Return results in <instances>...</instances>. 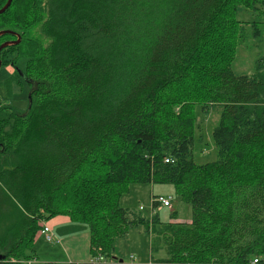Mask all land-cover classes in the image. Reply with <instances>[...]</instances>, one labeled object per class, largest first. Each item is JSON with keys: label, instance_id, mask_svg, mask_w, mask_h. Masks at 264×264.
Returning a JSON list of instances; mask_svg holds the SVG:
<instances>
[{"label": "trees", "instance_id": "obj_1", "mask_svg": "<svg viewBox=\"0 0 264 264\" xmlns=\"http://www.w3.org/2000/svg\"><path fill=\"white\" fill-rule=\"evenodd\" d=\"M258 5L11 0L0 31L21 40L0 51V264L32 258L37 222L56 216L87 225L98 264L136 226L161 263L264 258V69H232L252 25L237 14ZM22 87L30 103L18 112L3 101ZM196 108L218 113L216 159L204 163L193 159ZM142 183L171 184L189 221L121 207Z\"/></svg>", "mask_w": 264, "mask_h": 264}, {"label": "rangeland", "instance_id": "obj_2", "mask_svg": "<svg viewBox=\"0 0 264 264\" xmlns=\"http://www.w3.org/2000/svg\"><path fill=\"white\" fill-rule=\"evenodd\" d=\"M258 7L260 12L253 11L251 13L248 12L250 10H243L237 14V19L252 22L251 26L245 27L244 40L238 46L236 57L232 63L233 71L238 74H249L258 69H264V21L262 20V18H264V7L262 5H258ZM255 29H257V33L253 35V30L255 31ZM8 70L11 71L10 68H8ZM5 76V71L0 72V79ZM27 96V87H22L20 92L14 93L8 100L3 102L6 103L7 106L12 107V109L22 112L26 109L28 104ZM196 114L197 118L194 129L193 159L197 163L215 160L216 149L211 140V130L217 125L218 113L215 112V110L203 113L196 108ZM152 194H160L162 196L169 197L171 207L167 208L158 206L152 210L150 203ZM119 204L121 207L134 210L138 213H142L143 215L150 216L154 212H158L161 220H167L170 213L173 211H176L177 220L189 221L191 217V206L180 200V198L175 194L174 188L171 184H131L129 193L121 197ZM140 207L142 209H139ZM49 220L42 219L37 222V225L39 222H44L49 225ZM38 230L39 225L34 238L36 235H39ZM53 233L54 238L51 241L46 240L48 244L42 243L36 238L38 242L34 241L36 245L34 246L33 243L31 246L33 251H28L33 257L23 260L24 264H43L42 262H46L45 264H53V261H51L53 258L49 257V255H52L57 251L55 248L57 246L55 245V242H58V240L60 242L59 238L61 237L65 239L74 236L77 241V247L80 250L85 248L87 253V247L89 244V234L87 237V225L71 221L66 225L59 223L57 225H53ZM25 253L28 254L27 252ZM59 254L62 259L64 256L62 247L59 248ZM112 257L113 258L108 261L109 264H167L159 261L166 257V253L163 249L151 254L150 237L142 226L130 228L125 237L115 240ZM34 258L38 259L34 260ZM92 258L93 256H91L89 251L86 262L90 261ZM60 260L58 262H60Z\"/></svg>", "mask_w": 264, "mask_h": 264}, {"label": "crops", "instance_id": "obj_3", "mask_svg": "<svg viewBox=\"0 0 264 264\" xmlns=\"http://www.w3.org/2000/svg\"><path fill=\"white\" fill-rule=\"evenodd\" d=\"M152 196H162L160 194H152ZM176 221H180L179 219H174ZM70 222V220L65 217V216H56L52 219L49 220V225L51 227V232L53 234V237H54V233H53V225H57L59 223L61 224H68ZM88 234L87 233V237H88ZM39 236V237H38ZM36 235V237L34 238L33 240V243L34 241H41L42 243H46L48 244V242L44 239V237L42 235ZM37 238V240H36ZM60 239V242L58 240V242H55V243H51V244H55L57 245L55 248L57 249L56 252H54L52 255H49V257L53 258V261L52 263L53 264H56V263H63V264H69V263H77V262H86L87 258H88V247H89V244H88V247H87V253H86V250L85 248H83L82 250H80L78 247H77V241L75 240V237L74 236H71V237H68V238H65L63 239L62 237L59 238ZM37 241V242H38ZM36 244L34 243V246ZM62 247L63 249V253H64V256L62 257V259L60 258V254H59V248ZM38 254V253H37ZM35 259H38V258H34ZM61 259V260H60ZM60 260V262H58ZM43 264H45L44 262H42ZM51 263V262H49Z\"/></svg>", "mask_w": 264, "mask_h": 264}, {"label": "built area", "instance_id": "obj_4", "mask_svg": "<svg viewBox=\"0 0 264 264\" xmlns=\"http://www.w3.org/2000/svg\"><path fill=\"white\" fill-rule=\"evenodd\" d=\"M165 161H167V159H165ZM154 201L158 202L159 206H161V207H167V208L171 207V202H170L169 197L157 196V197H151L150 203H151V209L152 210H154L152 208V202H154ZM139 209H142V208L140 207ZM38 225H39L38 234L44 236L45 240L51 241L54 237H53V234L51 232L49 225L44 223V222H39ZM88 262L90 264H98V263H102V262L104 263L105 259L102 256L97 255V256H93V258ZM203 264H214V263H203ZM251 264H264V258L256 257L252 260Z\"/></svg>", "mask_w": 264, "mask_h": 264}, {"label": "water", "instance_id": "obj_5", "mask_svg": "<svg viewBox=\"0 0 264 264\" xmlns=\"http://www.w3.org/2000/svg\"><path fill=\"white\" fill-rule=\"evenodd\" d=\"M10 2H11V0H6L5 4L0 8V13H3L6 10V8L9 6ZM7 33L14 35L16 38L13 40H8V41H4V42L0 43V51H1V49H3L4 47H7L9 45H16L20 41V35L16 32L11 31V30H1L0 36L7 34ZM0 65H1V61H0ZM28 102L30 103V95H28Z\"/></svg>", "mask_w": 264, "mask_h": 264}, {"label": "bare ground", "instance_id": "obj_6", "mask_svg": "<svg viewBox=\"0 0 264 264\" xmlns=\"http://www.w3.org/2000/svg\"><path fill=\"white\" fill-rule=\"evenodd\" d=\"M21 40V39H20Z\"/></svg>", "mask_w": 264, "mask_h": 264}]
</instances>
